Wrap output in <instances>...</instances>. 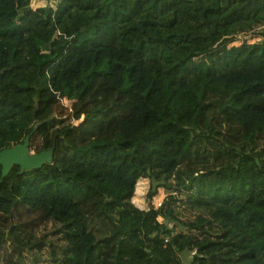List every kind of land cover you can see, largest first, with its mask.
I'll return each mask as SVG.
<instances>
[{"label":"trees","instance_id":"obj_1","mask_svg":"<svg viewBox=\"0 0 264 264\" xmlns=\"http://www.w3.org/2000/svg\"><path fill=\"white\" fill-rule=\"evenodd\" d=\"M24 1L0 0V151L53 153L0 166V261L53 221L60 264H264V0Z\"/></svg>","mask_w":264,"mask_h":264},{"label":"rangeland","instance_id":"obj_2","mask_svg":"<svg viewBox=\"0 0 264 264\" xmlns=\"http://www.w3.org/2000/svg\"><path fill=\"white\" fill-rule=\"evenodd\" d=\"M57 0H25L24 4L26 7L32 6H45L53 5ZM213 25H206L202 29L198 30L195 39L197 44L203 45L208 41L212 40L214 37ZM62 104L64 107H69L71 101L67 99H62ZM68 111L65 112V115ZM65 121L69 120V117L65 116ZM150 188V183L148 179H139L135 194L132 198V202L139 208H147L149 206L148 200V190ZM163 198L162 190L158 191L157 195H154L151 199L152 204L157 207ZM2 226V225H0ZM170 226V224H168ZM6 227V226H3ZM7 229V228H6ZM5 229V231H6ZM61 227L58 223L50 221L49 223L40 226L34 233V241L31 246H23L17 243L11 237L6 238V244L8 251L11 253V259L14 264H60L64 253H65V242L63 239ZM192 253H185L183 257V262L189 264L191 261ZM106 257H100L97 259L96 264H109ZM0 264H6L0 261Z\"/></svg>","mask_w":264,"mask_h":264},{"label":"water","instance_id":"obj_3","mask_svg":"<svg viewBox=\"0 0 264 264\" xmlns=\"http://www.w3.org/2000/svg\"><path fill=\"white\" fill-rule=\"evenodd\" d=\"M36 107L37 104H35L33 112H35ZM36 125L37 124H35V126ZM28 144L29 135L24 138L22 143L0 151L2 176L7 174L13 165H17L19 167V172L21 173L23 171H30L31 169L39 168L44 164H51L53 153L52 149L32 153L28 150Z\"/></svg>","mask_w":264,"mask_h":264},{"label":"clouds","instance_id":"obj_4","mask_svg":"<svg viewBox=\"0 0 264 264\" xmlns=\"http://www.w3.org/2000/svg\"><path fill=\"white\" fill-rule=\"evenodd\" d=\"M159 204H160V203H159ZM159 204H158V205H159ZM144 209H148V208H144Z\"/></svg>","mask_w":264,"mask_h":264},{"label":"built area","instance_id":"obj_5","mask_svg":"<svg viewBox=\"0 0 264 264\" xmlns=\"http://www.w3.org/2000/svg\"><path fill=\"white\" fill-rule=\"evenodd\" d=\"M148 208V207H147Z\"/></svg>","mask_w":264,"mask_h":264}]
</instances>
